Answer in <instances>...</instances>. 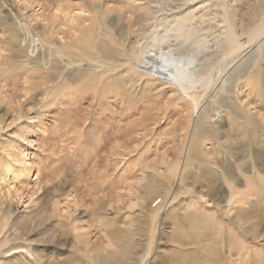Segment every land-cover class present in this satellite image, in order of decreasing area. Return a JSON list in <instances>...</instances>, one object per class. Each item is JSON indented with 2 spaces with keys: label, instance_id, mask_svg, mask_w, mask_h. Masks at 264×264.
Wrapping results in <instances>:
<instances>
[{
  "label": "rangeland",
  "instance_id": "1",
  "mask_svg": "<svg viewBox=\"0 0 264 264\" xmlns=\"http://www.w3.org/2000/svg\"><path fill=\"white\" fill-rule=\"evenodd\" d=\"M49 1L56 4L55 0ZM183 1L137 0L136 6H131L122 0H70L73 8L80 5L92 9V14L95 7L102 6L107 9L105 20L112 23L115 34L120 28L128 31V44L124 47L105 40L106 52L95 46L88 48L93 56L114 61L124 68L110 72L114 76L99 77L97 72L102 70L91 61L82 62L83 71L79 74L71 73L72 70L68 75L62 72L61 66L69 65L68 59L64 56L58 60L45 43L48 41L46 29L41 28L45 23L27 16L30 12L18 7L19 0H0L3 35L0 39L3 56L0 61V126L3 127L0 151L12 145L15 154L21 151L27 154L29 163V171L13 183L18 191L11 189L7 195L0 189V212L10 211L9 223L27 214L34 215L38 210L53 214L66 224V239L58 246L60 249L68 248L79 238L82 244L88 240L87 247L95 248L105 242V231L119 232L126 227L136 233L133 238L140 240L139 243L150 237L146 208L154 206L160 196L151 205L153 194L146 204L139 201L133 205L142 191L136 182L141 175L144 183L153 175L161 187L168 188L165 191L168 196L177 192V177L174 181V174L165 178L161 173L167 165L181 166L193 121L192 118L188 122L187 97L194 90L187 88L183 96L182 90L165 83L156 73L144 78L133 77L124 49L141 38L138 43L143 45V52L157 59L156 64L165 59L167 64L192 70L201 66L193 73L195 79H200L206 76L210 63L221 61L231 35L242 37L263 19L260 7L264 0H194L191 7L181 10ZM34 9L38 13L42 10L39 6ZM231 23L235 24L234 32ZM51 38L55 36L49 35ZM35 55L39 57L36 62L26 61ZM261 65L264 68V61ZM89 69H92L90 73ZM49 76H53V81ZM24 78L33 87L28 93L22 88ZM70 79L75 82L62 99L60 92L66 90L59 89L67 88L62 82ZM256 82L252 81L249 90L236 85L233 93L228 91L230 85L221 98L224 104L231 103L232 98L239 107L238 112L253 122L256 131L251 133L248 150L239 141L248 126L232 121L231 114H226L229 109L226 106H221L213 117L217 123L212 127L217 129L218 136L205 135L201 144V158L208 161L209 168L217 169L223 161L222 142L228 139L231 145V138L235 137L233 158L238 160L232 161L231 167L236 179L225 182V191L227 194L251 191L252 199L243 205L233 203L228 209L224 204L226 198L212 192L200 176L201 170L195 169L201 180L193 182L192 190H197L201 197H195L193 192H178L173 202L176 208L173 217L181 218L185 209L180 206L187 208L188 202L199 199L200 211L206 208L213 212L215 219L231 223L230 234L227 225V228L219 227L224 238L220 244L221 255L229 257L230 264H264V87L256 86ZM77 83H80L79 91L74 89ZM199 84L194 86L197 90L201 89ZM49 86L51 89L47 91ZM203 107L204 103H200L196 109L200 111ZM13 165L19 171L18 163ZM169 207L167 204L166 208ZM237 213L247 217L245 223L234 221ZM174 223L159 217L154 224L152 253L155 254L151 253L149 264L166 263V253L174 245L171 233L176 231ZM251 223L255 224L254 230ZM19 234L22 239L26 238ZM188 248L199 249L195 244ZM212 262L219 264L216 257Z\"/></svg>",
  "mask_w": 264,
  "mask_h": 264
},
{
  "label": "bare ground",
  "instance_id": "2",
  "mask_svg": "<svg viewBox=\"0 0 264 264\" xmlns=\"http://www.w3.org/2000/svg\"><path fill=\"white\" fill-rule=\"evenodd\" d=\"M55 1L56 4L54 5L49 0H19L18 7L25 11L29 10L28 12L30 13L27 16L31 17L32 20L39 18V21L45 23L41 26L43 30L46 29L45 33L48 41H45V43L50 46V50L54 51L58 60H61L64 56L68 59L69 65L61 66V71L66 72L67 75L70 70H72L71 73L79 74L83 71L82 62L91 61L98 64L96 67L99 66L102 70H96L99 71L97 72L99 77L104 75L114 76L115 73L112 74L110 72L119 68L121 64L107 61L101 56H93V54L89 53L88 48L95 46L106 52L107 48L103 44L105 40H112L124 47L128 44V37L126 36L128 31L120 28L118 34H115L111 28L112 23H107L105 20L108 18L107 9L102 8V6H94L96 9L94 14H92V9L84 8L80 5L73 8L70 0ZM107 1L109 2L110 0ZM122 1L131 6H136L137 4V0ZM193 1L184 0L179 8L182 10L188 6L191 7ZM34 6L41 7V12L38 13V9H34ZM73 9L76 10L74 11ZM260 10L263 19L254 23L242 37L231 35L227 41L221 61L210 63L206 76L200 79H195L193 73L201 66H197L196 70H192L188 69L187 66L167 64L165 59H161L156 64L155 60L157 59L153 58L150 53L143 52V45L138 43L141 38L133 40L132 44L124 49L127 55L126 62L128 63V68L133 71V77L137 75L139 78H144L156 73L167 81L165 83L174 85L182 90L181 94L183 96L187 92V88L194 90L193 94L187 97V103L190 104L188 122L190 123L192 118L193 121L191 129L189 128L191 130L189 142L181 166L178 163V165H167L166 171L161 173L165 178L174 174V181L177 177V192L175 191L168 196V192H165L168 188L161 187L153 175L145 183L142 182L144 175H141L136 182L140 184L142 191L140 190L139 196L132 203L133 205L139 201H142L143 205L146 204L148 197L153 194L154 198L150 201L151 205V202L160 196L154 206L146 208V215L150 218V237L144 243H139L140 240L134 239L133 236L136 233L126 227L121 228L119 232L105 231L103 235L105 242L98 244L96 247L94 246L95 248L87 247L88 240L82 244V239L79 238L77 242H73L68 248L60 249L58 246L66 239V224L63 221L54 218L53 214L39 213L41 210H38L34 215L27 214L9 223L10 211L3 209L0 212V261L4 260V262L2 261L3 264H149L154 248L152 229L158 218L164 217L173 220L176 226V231L171 232L174 245L167 251L166 261L163 259L166 262L165 264H214L212 261H215V257L219 260V264H230L229 257L227 258L224 254L221 255L220 244H222V239L224 238H221L223 233H221V228L219 229V227L227 225L230 234L231 223L220 222L215 219L216 217L212 211L208 212L204 207L200 211L198 209L199 199L196 202H188L186 204L187 208L180 206L185 209L182 219L177 216L173 217V213L176 210L173 202L178 192H193L194 195H197L198 192L197 190H192V185L193 182H200L201 179L199 180L198 174H195V169L201 170L200 176L204 178L210 190H213H211L212 192L215 191L226 198L224 204L228 209L233 206V203L243 205L249 202L254 195L251 191H230L229 194L225 191V182H232L236 179L231 167V162L238 160V158H233L235 147L232 146V140L235 137L231 138V145L228 139L222 142L223 161H221L217 169L209 168V165H207L208 161L206 162L201 158V144L205 135H211V137L215 138L218 136L219 132L212 127L217 123L213 117L220 112L221 106H226L229 108L226 110V114H231L230 118L232 121H240L248 126L241 133L239 139V141L242 140L243 148L248 150V144L252 138L251 133L256 131L253 122L238 112L239 107L233 103L232 98L231 103L227 104H224L221 98L225 89L230 85L231 88L228 91H231V93H233L236 85H242L249 90L253 80L257 81L256 86L264 87V68L261 65V62L264 61V5L260 7ZM224 16L226 15L224 14ZM166 20H169V16L166 17ZM2 21L3 23L6 22ZM234 26L235 24L231 23V31L233 32ZM142 27H145V25L142 24ZM49 35H53L55 38L49 40ZM2 36V32H0V39ZM2 58L3 56L0 54V61ZM38 58L35 55L33 58H27L26 61L36 62L35 60ZM234 61L236 62L234 63ZM229 67H231V72L227 74ZM120 68L124 69L123 67ZM90 71L92 69H89L88 72L90 73ZM226 74L227 79L224 78ZM48 79L53 81V76H49ZM73 82L75 81L71 79L62 82L67 86V88L59 89V91L66 90L63 93L60 92L62 99L68 95V90L72 87L71 84ZM197 82L200 83V90L194 87ZM77 84L74 89L79 91L80 83ZM51 87L49 86L46 90L49 91ZM22 88L27 93L33 89L26 78L23 79ZM119 93L113 92L114 95ZM206 94L208 96L204 98ZM30 99L33 100V98ZM200 103H204V107L199 111L196 108ZM248 128H250V131ZM2 129L3 127L0 126V131ZM15 153L16 150L12 145H8L4 150L0 151V189H3L7 195L11 193V189L18 191L13 184L14 181L18 177L25 175L26 170L29 171V163L26 161L27 154L22 151L19 152L21 155ZM18 156L21 158H18ZM15 162L18 163L17 168H19V171L14 169L13 163ZM231 182L228 183L230 188ZM229 187H226L227 190H230ZM195 197L200 198L201 196L197 195ZM52 204L54 205V201ZM167 204H169V208H166ZM243 214L248 215L247 213ZM246 218L241 216V213H237L234 221L245 223ZM8 226L10 227L9 229ZM251 226H253L252 229L254 230L255 224L251 223ZM19 233L26 238L22 239ZM192 244L198 246L199 249H186ZM63 252L67 253L61 256L60 254ZM153 260L155 261V258ZM152 264H154L153 261Z\"/></svg>",
  "mask_w": 264,
  "mask_h": 264
}]
</instances>
